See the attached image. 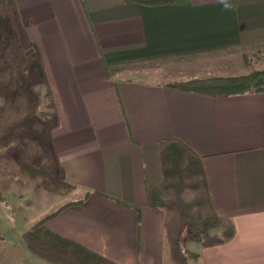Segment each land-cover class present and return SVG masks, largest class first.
I'll use <instances>...</instances> for the list:
<instances>
[{
    "label": "crops",
    "instance_id": "0c3cea01",
    "mask_svg": "<svg viewBox=\"0 0 264 264\" xmlns=\"http://www.w3.org/2000/svg\"><path fill=\"white\" fill-rule=\"evenodd\" d=\"M263 44L264 0H0V213L26 225L0 264H51L20 238L60 207L47 229L114 264H264V93L172 87L260 70Z\"/></svg>",
    "mask_w": 264,
    "mask_h": 264
},
{
    "label": "trees",
    "instance_id": "16d2710c",
    "mask_svg": "<svg viewBox=\"0 0 264 264\" xmlns=\"http://www.w3.org/2000/svg\"><path fill=\"white\" fill-rule=\"evenodd\" d=\"M143 6L185 5L191 0H127ZM133 64L106 65L108 76L124 73L132 69ZM172 87L185 92L201 93L215 97H226L243 93H264V70H256L247 75L226 78H206L173 84ZM21 171L31 176L41 175V186L54 194L64 196L74 187L63 179H50L36 169L22 165ZM62 207L48 214L22 234L27 249L38 258L51 264H114L93 252L53 233L46 227L47 221L54 218ZM200 240L201 235L194 237ZM189 259L196 260L195 255L186 254Z\"/></svg>",
    "mask_w": 264,
    "mask_h": 264
},
{
    "label": "rangeland",
    "instance_id": "374dc122",
    "mask_svg": "<svg viewBox=\"0 0 264 264\" xmlns=\"http://www.w3.org/2000/svg\"><path fill=\"white\" fill-rule=\"evenodd\" d=\"M259 49H261L263 51L261 53L259 52V54H258V58H257L258 62H256L255 68L261 67L259 69L260 70H264V44ZM136 68H138V69L135 70V68H134V71H138L139 70V71L143 72V70H147V69L149 70V69H151L153 67L149 63L148 64L144 63V64L137 65ZM26 174H28V173H26ZM29 176H31V175H29ZM38 176H40L41 181H42L43 177L41 175H38ZM32 177H36V176H32ZM45 177H47V176H45ZM41 181H40V185H41ZM42 189L45 190L43 187H42ZM45 191H47V190H45ZM47 192H49V191H47ZM49 193H51V192H49ZM70 193H68L67 195H69ZM52 194H54V193H52ZM55 195H57V194H55ZM67 195H64V196L57 195V196L65 197ZM19 207L23 208L22 210L24 211V216H27L30 213L31 209L34 210V208L29 209L26 206H23V203ZM1 212H3V211H1ZM14 216H15V213H13V210H11L9 212V214H7V215H5L4 213H0V220L3 221V222L0 221V223H2V224H0V231L3 232L2 236H4V238L6 239L5 243L7 242L6 244L9 245V246H11V244H13V243H15L17 241L15 237H17V235H19L21 232L25 231L23 228H25V226H26V225H23V227H21V228L20 227L19 228H15V224L13 222H6V221H13ZM8 217H10L11 219L8 218ZM2 230H5V231H2ZM9 235H10L11 238H9ZM20 239L22 240V238H20ZM9 241H12V242L10 243Z\"/></svg>",
    "mask_w": 264,
    "mask_h": 264
}]
</instances>
